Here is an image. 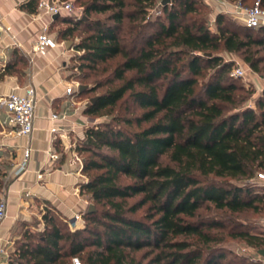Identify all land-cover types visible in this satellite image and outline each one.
I'll return each mask as SVG.
<instances>
[{
	"label": "trees",
	"instance_id": "obj_1",
	"mask_svg": "<svg viewBox=\"0 0 264 264\" xmlns=\"http://www.w3.org/2000/svg\"><path fill=\"white\" fill-rule=\"evenodd\" d=\"M77 1L85 19L59 17L69 25L59 38L82 32L74 50L82 52L79 59L86 67L121 59L112 71L120 83H108L85 114L92 122L126 95L142 114L133 120L116 116L115 125L89 126L78 149L86 178L80 192L95 210L82 215V228L71 229L46 209L44 229L25 230L8 253V264H71L72 259L79 264H200L205 252L191 241L206 246L212 241L207 231L222 227L205 223L201 211L264 210V194L253 192L259 187L257 174L264 172V89L254 106H247L249 97L238 79L227 77L232 64L216 54H240L252 72L264 76V56H258L264 50V27L234 28L231 18L219 13L212 31L204 0H171L154 22H147V14L158 0ZM36 4L28 0L24 8L34 13ZM129 4L133 11L127 12ZM149 27L155 30L147 32ZM208 68L213 72L199 82ZM88 89L79 96L93 90ZM120 122L138 130H126ZM7 184L0 171V191ZM143 207L142 218L132 217ZM235 236L259 251L264 248L262 236L247 231ZM208 249L206 264H220L223 256H212L215 248Z\"/></svg>",
	"mask_w": 264,
	"mask_h": 264
},
{
	"label": "crops",
	"instance_id": "obj_2",
	"mask_svg": "<svg viewBox=\"0 0 264 264\" xmlns=\"http://www.w3.org/2000/svg\"><path fill=\"white\" fill-rule=\"evenodd\" d=\"M27 1L0 0V98L12 93L23 95L26 87H33L37 100L33 131L28 138L12 133L6 111L1 108L0 112V167L5 179L9 178L0 195L7 206L6 218L0 224V249L8 253L37 214L41 218L46 209H51L69 224L75 215L86 213L91 203L87 194L80 192L86 178L82 173L83 156L78 150L86 142L89 117L79 94H66V88L72 85L74 54L65 46L66 40L59 43L56 39L66 24L37 9L28 12L24 8ZM56 24L58 30L51 34ZM45 28L57 46L39 55L34 52V44ZM257 88H263V84L258 82ZM52 114L65 118L52 121ZM53 128L60 131L52 134ZM25 147L31 148V155L25 171L16 176ZM52 153H57L59 159L52 162ZM0 264H8L6 255H0Z\"/></svg>",
	"mask_w": 264,
	"mask_h": 264
},
{
	"label": "rangeland",
	"instance_id": "obj_3",
	"mask_svg": "<svg viewBox=\"0 0 264 264\" xmlns=\"http://www.w3.org/2000/svg\"><path fill=\"white\" fill-rule=\"evenodd\" d=\"M63 2H72L75 6L76 15H73V18L76 19H85L82 14V9L80 6V2L77 0H59ZM85 1V0H80ZM161 1L158 0L154 6V8L150 9L147 14V22L149 20L151 22H154L156 20V17L159 14V11L161 10ZM257 0H246L244 2H230V4L235 5H241L242 7H251L254 2ZM128 3L131 4L132 0H127ZM128 5L126 8L127 12L133 11V7L131 5ZM207 6L202 9L205 13V17L207 18L208 24L210 26V29L212 31H215V27L212 25V23L215 20V17L217 14H219L218 8H214L212 6ZM231 18V20L234 23V28H240L239 25H242V22L235 17L232 13L226 14ZM106 16V13L103 15L96 14L91 15L92 18H104ZM57 25H54L50 29V33L54 34L58 30ZM59 26V25H58ZM69 25H65V28ZM62 30V29H59ZM155 28L149 27L147 28V32H153ZM80 36H82V32L79 30L75 31L72 35H70L66 41L69 42V49L72 54H74V57L72 58V74L70 76L71 84L74 86H80L89 88L88 90L93 89L90 92H87V94L81 95L80 102L82 105L86 106L92 98H95L97 95L102 93L106 90V88L109 86L108 83H111L112 85H117L120 82L114 80L112 76V71L116 67V65L121 61L120 57H117L113 60H109L103 64L95 65L94 67H86L85 63L79 59V56L82 54V52L74 51L75 45L78 43ZM59 43H62V40L59 38H56ZM216 54H219L223 57V60L227 63H231V69L227 74V77L230 78L231 72L233 67L235 66V62L244 64L243 58L240 54H230L226 53L224 51H218ZM258 56H264V50L261 51ZM186 60V59H185ZM183 62H186V61ZM230 60V61H229ZM232 60V61H231ZM182 64V63H181ZM245 65V64H244ZM246 66V65H245ZM263 66V63L260 65V67ZM204 78H199V82H202L206 80L205 78H208L209 75L213 72L210 68L205 69L204 71ZM256 75H260V73H255ZM261 74L264 75V70L261 71ZM133 73L130 72L126 76L127 78L132 76ZM188 74L185 72L184 76H187ZM236 84L239 86H242L245 91V95L249 97L248 102L246 103L247 106H254L253 100L258 96L256 93V88L258 85V78L254 75L252 78L249 79H238L235 80ZM101 87H97V86ZM0 108V112H1ZM142 114V110L138 108V106L129 98L128 95H126L118 104L111 108L106 109L102 111L99 116H94L93 120L89 119V126L98 124V123H112L115 125V121L113 120L114 117H118L119 119H131L133 120L137 116H140ZM120 126L125 128L129 131H137L138 128L135 124L132 125H125L123 122L119 123ZM148 124H142V128L146 127ZM3 133V123L0 121V135ZM83 156V155H82ZM85 156V155H84ZM0 171L3 173L2 167H0ZM5 181L8 183L9 178L5 179ZM258 188H254L253 192L264 194V185L260 183H256ZM5 185V184H4ZM0 193H3L0 191ZM255 196H251L248 198L249 200L254 198ZM138 200V197H135L133 199L128 200V204H132L135 201ZM255 205L261 206V204L255 200ZM92 205L94 210L95 206L91 202L89 206ZM89 208V207H88ZM146 207H143L141 210L137 211L135 214H132V217L142 218V216L145 214ZM88 211V210H87ZM88 213V212H87ZM200 217H202V220L206 221L205 223H218L222 227L213 228L207 232H209L212 238V241L206 246L202 245V242L198 241H191L193 244V248H198L200 250H204L205 253L202 254V259L200 264H206L208 260V254L209 250L208 248H215L212 253V256H223V259L220 261V264H264V256L260 253L259 250L254 247H251L247 245L243 240L239 239L235 235L240 231H247L251 234L259 235L264 238V210L261 211H255L253 209H248L243 212L239 213H230L227 211H219V210H206L201 211ZM70 227V226H69ZM44 229L43 222L41 221L40 216L38 214L34 216L31 226L26 231L39 233ZM22 237V236H21ZM20 237V238H21ZM19 238V239H20ZM18 240V239H17ZM217 245V246H216ZM15 246V245H14ZM14 246L9 250V252L12 253L14 250ZM209 246V247H208ZM206 249V250H205ZM264 251V248H262ZM209 251V252H208ZM146 251H141L136 254L137 257H142L143 253ZM10 253V254H11ZM146 262V261H145ZM71 264H79L77 259H72Z\"/></svg>",
	"mask_w": 264,
	"mask_h": 264
},
{
	"label": "built area",
	"instance_id": "obj_4",
	"mask_svg": "<svg viewBox=\"0 0 264 264\" xmlns=\"http://www.w3.org/2000/svg\"><path fill=\"white\" fill-rule=\"evenodd\" d=\"M206 4L214 8H218L219 13H232L242 24L249 29H255L264 27V9L261 7L260 0L254 2L251 7H242L241 5L230 4L228 0H204ZM36 9L45 13L49 16H73L76 15L75 6L72 2H63L59 0H37ZM161 11H159V14ZM57 46V42L54 38L49 36L47 28L43 29L41 33L37 35L34 44V52L39 55H45L49 49H53ZM230 61V60H229ZM232 61V60H231ZM235 66L232 69L231 77L235 79H249L254 75L258 78V82L263 84V88H256V93L259 94L264 89V76L256 75L244 64L235 62ZM66 94L69 96H77L80 94V86L70 85L66 88ZM36 96L33 87H26L23 95L10 94L8 96L0 98V108L4 109L7 114L8 126L12 129L18 137L28 138L31 136L33 131V118L36 108ZM252 107V106H250ZM65 118L64 115L59 116L58 114H52V121H60ZM60 128H53L52 134H57ZM31 155V148L25 147L23 150V160L15 171V175H21L28 163V159ZM77 160L81 161L79 155L74 153ZM51 161L59 159L57 153H52ZM42 175H38V179H41ZM256 183L264 185V172H259L255 178ZM7 206L6 201L3 197H0V224L6 218ZM71 229H80L83 227L82 215L77 214L69 222ZM0 255H6L8 252L1 248Z\"/></svg>",
	"mask_w": 264,
	"mask_h": 264
},
{
	"label": "water",
	"instance_id": "obj_5",
	"mask_svg": "<svg viewBox=\"0 0 264 264\" xmlns=\"http://www.w3.org/2000/svg\"><path fill=\"white\" fill-rule=\"evenodd\" d=\"M170 2H171V0H162V2H161V6L164 7V6L168 5ZM53 18H54V19H58L59 16L56 15V16H53ZM69 45H70L69 42L65 44L66 47H69ZM84 89H85V87H83V86L80 87V91H82V90H84ZM95 99H96V98L92 99L91 102H94ZM93 211H94V208H93L92 205H90L89 208H88V211H87V212L90 213V212H93ZM260 253L264 256V251H263V250L260 251Z\"/></svg>",
	"mask_w": 264,
	"mask_h": 264
}]
</instances>
